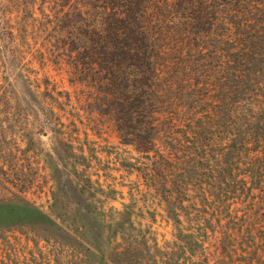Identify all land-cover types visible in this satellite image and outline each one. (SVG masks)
I'll return each mask as SVG.
<instances>
[{
    "label": "trees",
    "instance_id": "1",
    "mask_svg": "<svg viewBox=\"0 0 264 264\" xmlns=\"http://www.w3.org/2000/svg\"><path fill=\"white\" fill-rule=\"evenodd\" d=\"M81 4L70 65L98 85L177 226L180 256L152 264H264V0Z\"/></svg>",
    "mask_w": 264,
    "mask_h": 264
},
{
    "label": "rangeland",
    "instance_id": "2",
    "mask_svg": "<svg viewBox=\"0 0 264 264\" xmlns=\"http://www.w3.org/2000/svg\"><path fill=\"white\" fill-rule=\"evenodd\" d=\"M57 2L0 0V264L176 258L173 216L137 171L144 156L70 65L66 26L82 0Z\"/></svg>",
    "mask_w": 264,
    "mask_h": 264
}]
</instances>
